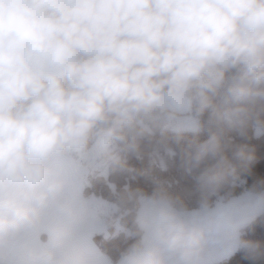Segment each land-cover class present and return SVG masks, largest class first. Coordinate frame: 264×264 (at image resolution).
I'll return each instance as SVG.
<instances>
[{
  "label": "clouds",
  "instance_id": "9594fccd",
  "mask_svg": "<svg viewBox=\"0 0 264 264\" xmlns=\"http://www.w3.org/2000/svg\"><path fill=\"white\" fill-rule=\"evenodd\" d=\"M249 127L264 133V0H0V259L99 264L80 182L133 172L146 141L187 132L199 208L163 186L116 193L107 227L132 242L108 264L258 257L244 229L264 215V179L241 178L247 145L237 163L226 151Z\"/></svg>",
  "mask_w": 264,
  "mask_h": 264
},
{
  "label": "trees",
  "instance_id": "16d2710c",
  "mask_svg": "<svg viewBox=\"0 0 264 264\" xmlns=\"http://www.w3.org/2000/svg\"><path fill=\"white\" fill-rule=\"evenodd\" d=\"M207 121L208 114L203 116ZM208 129L205 128L199 133L198 138L202 141L207 139ZM193 138L191 132L184 134V138L178 143L174 134H157L151 142H145L143 156L141 159L131 157L129 164L135 171H113L90 173L83 184L82 195L85 198H98L107 203L113 204L116 201V193H123L127 188L129 190H142L151 194L157 187L163 186L171 194L180 197L190 209H198L202 197V191L199 187L194 174L188 173L182 161V146ZM226 138L231 140L227 148V155L234 159L235 148L239 145H247L254 151L255 162L251 167V172H242L241 178L251 185L259 179H264V133L256 134L255 130L249 127L246 131L240 129L229 130ZM170 152V153H169ZM242 191L241 187L235 189V194ZM215 199V198H213ZM131 208L127 205L123 211ZM113 211L106 219L105 231L95 234L92 237L97 248L106 256L114 261L119 253L132 241L126 240L121 233L118 236H112L113 228L107 227V221L113 216ZM115 215H120L116 213ZM131 220V214L127 217ZM245 238L259 241L261 244V255L251 258L243 250L234 251L227 258L214 264H264V215L258 217L254 223L244 229Z\"/></svg>",
  "mask_w": 264,
  "mask_h": 264
},
{
  "label": "crops",
  "instance_id": "0c3cea01",
  "mask_svg": "<svg viewBox=\"0 0 264 264\" xmlns=\"http://www.w3.org/2000/svg\"><path fill=\"white\" fill-rule=\"evenodd\" d=\"M82 188L83 187L80 186L81 194H82ZM86 199L89 201V203L93 209L91 224H90V228H89V231L87 234L88 238L90 239L92 245L94 246V248H95V250L99 256V264H108L106 256L97 248V246L95 245V243L92 240V237L95 234H99V233H102L105 231L106 219L110 215V213L112 212V207L109 205V203H107L103 200H100L98 198L92 197V198H86ZM114 231H115V228H114ZM208 234L214 241L219 242L218 230H214L212 228H209ZM232 253H234V251L232 249L228 248L227 246H224L221 250L219 258L217 260H215L213 262V264L227 258ZM11 256H12V253L9 251L4 259H0V264H13Z\"/></svg>",
  "mask_w": 264,
  "mask_h": 264
},
{
  "label": "rangeland",
  "instance_id": "374dc122",
  "mask_svg": "<svg viewBox=\"0 0 264 264\" xmlns=\"http://www.w3.org/2000/svg\"><path fill=\"white\" fill-rule=\"evenodd\" d=\"M255 133H256V131H255ZM256 134H257V133H256ZM169 153H170V152H169ZM85 181H86V178H85L83 181L80 182V186H81V187H83V184H84ZM109 205L112 207V204L109 203Z\"/></svg>",
  "mask_w": 264,
  "mask_h": 264
}]
</instances>
